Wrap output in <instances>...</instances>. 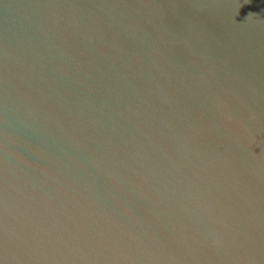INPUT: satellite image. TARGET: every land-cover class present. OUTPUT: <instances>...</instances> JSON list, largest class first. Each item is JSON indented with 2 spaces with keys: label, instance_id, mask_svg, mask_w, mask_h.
<instances>
[{
  "label": "water",
  "instance_id": "water-1",
  "mask_svg": "<svg viewBox=\"0 0 264 264\" xmlns=\"http://www.w3.org/2000/svg\"><path fill=\"white\" fill-rule=\"evenodd\" d=\"M0 264H264V0H0Z\"/></svg>",
  "mask_w": 264,
  "mask_h": 264
}]
</instances>
